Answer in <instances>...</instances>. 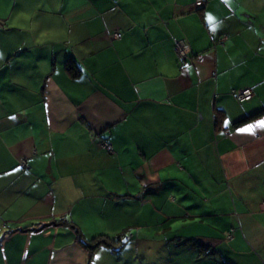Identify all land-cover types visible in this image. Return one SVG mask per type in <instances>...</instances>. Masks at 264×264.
<instances>
[{"label":"crops","instance_id":"obj_1","mask_svg":"<svg viewBox=\"0 0 264 264\" xmlns=\"http://www.w3.org/2000/svg\"><path fill=\"white\" fill-rule=\"evenodd\" d=\"M194 1L0 0V264H264V0Z\"/></svg>","mask_w":264,"mask_h":264},{"label":"built area","instance_id":"obj_2","mask_svg":"<svg viewBox=\"0 0 264 264\" xmlns=\"http://www.w3.org/2000/svg\"><path fill=\"white\" fill-rule=\"evenodd\" d=\"M205 1L206 0H195L194 5L200 6ZM112 37L119 38V34L114 33L112 35ZM174 54H175L176 60H177L179 65L183 66L185 64V62L188 60V58L185 54V51H184V47L179 42L174 43ZM230 93L233 96V98L236 100V102L240 103V104L247 102L252 96L250 89H247V88L232 90V91H230ZM224 134H225V132H224ZM103 148L106 152H108V153L110 152L109 145L103 144ZM19 167L21 169L24 168V161L23 160L19 162ZM258 208H259V211L264 214V200L259 203Z\"/></svg>","mask_w":264,"mask_h":264},{"label":"trees","instance_id":"obj_3","mask_svg":"<svg viewBox=\"0 0 264 264\" xmlns=\"http://www.w3.org/2000/svg\"><path fill=\"white\" fill-rule=\"evenodd\" d=\"M72 68V63L68 60L65 64V70L70 74L72 72ZM70 228L73 231L72 233L74 235L75 241L88 251H91L99 246H104L112 250V245H117L118 243H121L122 235L111 239L99 236L89 240H85L83 239L82 235L78 230H76L74 227Z\"/></svg>","mask_w":264,"mask_h":264},{"label":"snow or ice","instance_id":"obj_4","mask_svg":"<svg viewBox=\"0 0 264 264\" xmlns=\"http://www.w3.org/2000/svg\"><path fill=\"white\" fill-rule=\"evenodd\" d=\"M209 20H211V18H210V17H209ZM245 131L251 132V131H252V129H251V128H248V129H246Z\"/></svg>","mask_w":264,"mask_h":264},{"label":"rangeland","instance_id":"obj_5","mask_svg":"<svg viewBox=\"0 0 264 264\" xmlns=\"http://www.w3.org/2000/svg\"><path fill=\"white\" fill-rule=\"evenodd\" d=\"M111 262H113V261L111 260Z\"/></svg>","mask_w":264,"mask_h":264}]
</instances>
